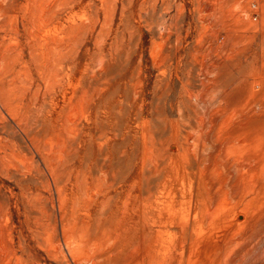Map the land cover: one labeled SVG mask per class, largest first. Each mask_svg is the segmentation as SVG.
<instances>
[{"label":"rangeland","instance_id":"1","mask_svg":"<svg viewBox=\"0 0 264 264\" xmlns=\"http://www.w3.org/2000/svg\"><path fill=\"white\" fill-rule=\"evenodd\" d=\"M10 1L0 0V38L12 33L3 22L17 14ZM71 1L43 5L56 21L41 38H71L61 51L71 48L77 65L74 88L56 89L66 128L56 152L39 151L2 110L0 225L10 219L21 264H77L60 204L81 198L100 229L133 200L153 205L147 230L123 238L143 248L153 235L152 257L121 264H264V0ZM19 28L22 42L31 38ZM10 53L32 60L25 43ZM40 83L33 112L46 108ZM28 122L44 138L48 126ZM37 222L45 236L55 229L54 246L33 237ZM10 255L0 244V264H15Z\"/></svg>","mask_w":264,"mask_h":264},{"label":"bare ground","instance_id":"2","mask_svg":"<svg viewBox=\"0 0 264 264\" xmlns=\"http://www.w3.org/2000/svg\"><path fill=\"white\" fill-rule=\"evenodd\" d=\"M30 1L32 2L33 8H37L40 12L38 15L35 13H26V11H24V6L20 5L18 0H11L6 7L8 12L11 10L17 14L13 17L9 14H5L3 21L4 25L8 26V24L12 22V30H10L12 33L8 34L5 30L3 32H5L8 38L5 36L0 38V59H2L0 62V128H3L7 121V118H5L2 113L3 110L13 120H16L19 125L23 126L26 134H28L27 136H30L31 132L33 133L30 139L39 151L44 153L42 148L44 150L49 148L50 153H55L59 140V133L66 131L65 127L60 126L59 117L56 118L55 116L58 110L56 89L58 86L65 87V89L66 87L74 88L73 80L77 65L71 48L65 54L61 51V43L65 40L70 41L71 38H41L42 31L44 30L45 32V28L50 27L49 25L56 21L55 15L50 13V9L43 8L46 0ZM71 2V0H65L67 5H70ZM70 6L73 7L74 5ZM20 22L24 27V34L31 37L23 38V42L29 47L32 58L28 65L22 62L19 63L15 56L10 53L14 47H19L21 51L24 46L21 38H19ZM48 31L50 32L48 29L46 33ZM69 46L70 44L68 43V47ZM35 64L36 72L33 74L32 66ZM14 65L20 66L21 69L17 70ZM35 74H37V78ZM23 79H26L30 84L28 87L16 85V82H21ZM40 82L43 83L45 88L43 92V103L46 105V108L43 112H33L29 108L34 106L39 100V95L42 90ZM28 90L31 92V96L29 97ZM65 99H67V92L65 93ZM72 101L73 94H71L66 101L69 110L73 107ZM28 121L32 122L35 126H48L46 134L45 131L43 132L44 138L41 137V131L36 130L37 127L31 126ZM255 139L257 140V138ZM256 144L257 143H255V146ZM5 149L4 139L0 138V152L4 153ZM254 152V154H256V150ZM261 154V157H264V153L262 152ZM14 162L15 161L11 162L8 158L6 159V156H3V165ZM199 195L200 194H198V196ZM201 196L203 195L201 194ZM209 198H211V196ZM77 201L78 199H73L70 203L61 201L60 204V209L62 211L61 223L63 238L77 264H121L124 258L126 260H131L135 254L138 255V252H143V262L152 257V250H155L153 235H149L150 239L148 243L146 239L144 240L143 248L131 246L123 242V238L127 232L133 231L135 234H140L147 230L148 227L145 225V220L149 210L153 208L152 204L140 203L133 200L126 205L123 218L113 222L107 229L106 226L100 229L99 225L91 226L88 201L85 198H81L79 204ZM5 222L4 226L0 225L2 232L0 235V244H3L5 249L9 250L10 256L12 257L10 260L14 261L15 264H21L23 263L22 257L19 256L15 247L16 242L14 233L8 229L10 219L7 218ZM44 233L43 224L37 222V229L32 232L33 237L37 241H41L50 247L54 246L55 229L52 228L51 231H47V236H45ZM101 236L102 242H93ZM22 240L23 238L20 237V244ZM150 263L152 264L153 261Z\"/></svg>","mask_w":264,"mask_h":264}]
</instances>
